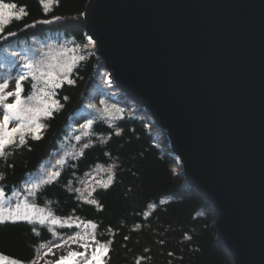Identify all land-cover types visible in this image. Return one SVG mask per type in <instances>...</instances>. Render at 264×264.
Returning <instances> with one entry per match:
<instances>
[{
  "label": "water",
  "instance_id": "95a60500",
  "mask_svg": "<svg viewBox=\"0 0 264 264\" xmlns=\"http://www.w3.org/2000/svg\"><path fill=\"white\" fill-rule=\"evenodd\" d=\"M84 19L210 201L234 264H264V0H89Z\"/></svg>",
  "mask_w": 264,
  "mask_h": 264
},
{
  "label": "trees",
  "instance_id": "16d2710c",
  "mask_svg": "<svg viewBox=\"0 0 264 264\" xmlns=\"http://www.w3.org/2000/svg\"><path fill=\"white\" fill-rule=\"evenodd\" d=\"M88 1L58 0L45 14L40 0H5L26 6L28 15L5 30V36L8 31L16 33L14 36H0V54L50 32L65 33L75 46L87 44L90 36L84 13ZM72 78L75 85L57 90L64 106L52 119L43 120L48 125L43 139L30 140L28 146L10 150L6 162L0 160V173L5 177L0 187L7 194L20 188L69 136L73 117L87 103L104 98L122 105L123 114L96 118L82 140L81 153L69 157L59 177L37 190L34 203L59 216L98 224V238L113 241L110 264H135L140 257H145L141 264H234L219 241L210 201L188 183L167 132L147 109L121 93L106 60L95 48L74 68ZM24 87L27 96L29 82ZM98 167H112L114 173L112 187L97 188L92 194L102 210L80 196L81 192L87 196L96 187L94 180L106 178V173H98ZM32 227L24 221L0 225V254L28 264L42 254L46 244L78 230L47 223L35 225L40 233L37 236ZM125 236L129 238L125 240Z\"/></svg>",
  "mask_w": 264,
  "mask_h": 264
},
{
  "label": "snow or ice",
  "instance_id": "6c2138e0",
  "mask_svg": "<svg viewBox=\"0 0 264 264\" xmlns=\"http://www.w3.org/2000/svg\"><path fill=\"white\" fill-rule=\"evenodd\" d=\"M40 4L44 13L47 14L53 6L58 4V0H40ZM27 15L26 6L0 0V36L5 39L7 36H14L16 33L11 31H8L5 36V30L9 28L13 21H22ZM43 23H49V21H43ZM32 26L34 27L35 25L33 24ZM89 45L95 46L91 37L88 38L87 44L82 47L87 49ZM77 47L81 46L77 45ZM12 55L17 56L18 54L13 52ZM85 58V56L81 55L79 60L82 61ZM52 61L55 62L53 63ZM77 65L78 61L75 57L70 63L65 62L62 64L56 57H52L49 62L25 59L16 77L12 78L11 81L4 80L0 82V160L6 162L7 157L11 154L10 150L26 147L30 140L40 141L43 139L48 125L42 123V120L52 119L54 113L59 112L63 108L64 105L57 98V90L65 85H75L76 81L72 78V75ZM25 82H29L31 88V92L27 96L24 95ZM10 84L11 90H9ZM67 99V96L63 97V100L66 101ZM89 107L96 108V105L92 104ZM104 111L111 115L107 108ZM92 123V121H89L83 127L91 129ZM116 134L119 135V132ZM84 135H89V133L85 132ZM76 139L79 141L81 137L77 136ZM84 147H88V145L85 144ZM97 171L98 173H106V178L102 177L99 180H94L96 187L91 188L87 196H84L83 192L80 193V196L85 203L94 205L102 210V206L95 198H92V194L97 191V188L107 190L112 187L114 184V173L112 167H98ZM59 175L58 171L52 172L49 174V179L44 182L51 183ZM4 179V175L0 173V181ZM34 187L38 188L39 186L36 185ZM28 194L34 196L36 193L29 189ZM8 199L7 193L3 188H0V225L17 224L24 221L33 225L31 231L37 236L40 233L35 225L43 226L49 222L53 225L69 228H79L82 225L85 228L83 233L70 235L63 243L53 246L62 248L65 245H77L80 250H71L67 254L57 257L53 247H49L47 251L42 252L41 256L35 257L28 264H40V260L48 256H52L54 259L45 260L44 264H110L113 241L111 239L98 238V224L91 221L87 223L81 221L65 225L61 220L52 219L50 213L48 215L37 213L35 204L21 202L20 204L11 205L6 203ZM89 226L90 231L88 230ZM128 238L127 236L124 237L125 240ZM39 247L43 249L44 246L40 245ZM144 259L145 257H140L135 264H141ZM0 264H25V262L0 254Z\"/></svg>",
  "mask_w": 264,
  "mask_h": 264
},
{
  "label": "rangeland",
  "instance_id": "374dc122",
  "mask_svg": "<svg viewBox=\"0 0 264 264\" xmlns=\"http://www.w3.org/2000/svg\"><path fill=\"white\" fill-rule=\"evenodd\" d=\"M94 47L89 45L87 49H83V47L75 46L71 39L67 38L65 33L61 32H50L46 36H42L36 38L32 41L23 42L21 45L17 46L16 48H9L4 53L0 54V82L4 80L11 81L12 78L16 77L19 71L22 68V64L25 59H31L33 61L42 60L44 62L51 61L52 57L58 58L59 62L70 63L72 59L75 57L80 62L79 57L81 55L87 57L91 54L92 49H96V44L94 42ZM15 52L18 55L13 56L12 53ZM53 63L55 61H52ZM111 75V72H110ZM11 90V84L10 89ZM103 101V103H101ZM96 105V108H90L89 105ZM107 108L111 115H108L104 111ZM125 108L122 105L117 103L111 102L104 98H100L97 100H93L87 103L72 119L73 121V128L71 129L69 136L66 137L64 142H61L59 149L54 152L48 159L41 165V167L32 173L25 183L20 187L15 189L12 193L7 194L8 200L6 203L11 205L20 204L21 202H27L29 204H35L37 213H43L44 215L51 214L52 219L61 220L63 224H75L78 222L86 221L82 220L78 217H63L56 215L47 207L38 205L33 201V195L28 194V190L32 189L37 192V190L44 184V181L49 179V174L52 172H59L61 166L67 161L69 157L78 155L81 153L79 148L81 147L82 140L86 136L84 135L85 132H89L90 129H85L83 125L87 124L89 121L94 122L96 118L103 117V118H115L116 116L122 115ZM43 122V120H42ZM93 124V123H92ZM79 136L81 139L78 141L76 137ZM59 162V163H58ZM58 178V177H57ZM56 178V179H57ZM55 180V179H54ZM52 180V181H54ZM38 185V188L34 186ZM1 188V187H0ZM71 218V219H69ZM48 224H51L50 222ZM53 227H64L61 225H53ZM90 227V226H89ZM90 231V228L88 229ZM85 228L83 225L78 228L76 232L70 235H75L76 233H83ZM70 235H66L62 237L58 242L53 244H46L43 251H47V248L53 247L56 244H61L65 240L68 239ZM71 250H80L77 245H65L62 248H55L53 247V251L55 252L56 256L65 255L68 251ZM42 255V254H41ZM40 255V256H41ZM5 256V255H4ZM54 257L48 256L44 257L40 260V264H44L45 260H52Z\"/></svg>",
  "mask_w": 264,
  "mask_h": 264
}]
</instances>
